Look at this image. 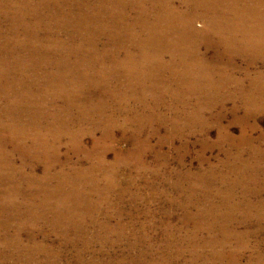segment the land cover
<instances>
[{"label":"rangeland","instance_id":"obj_1","mask_svg":"<svg viewBox=\"0 0 264 264\" xmlns=\"http://www.w3.org/2000/svg\"><path fill=\"white\" fill-rule=\"evenodd\" d=\"M206 1L0 0V264H264V0Z\"/></svg>","mask_w":264,"mask_h":264},{"label":"bare ground","instance_id":"obj_2","mask_svg":"<svg viewBox=\"0 0 264 264\" xmlns=\"http://www.w3.org/2000/svg\"><path fill=\"white\" fill-rule=\"evenodd\" d=\"M45 1V0H44ZM186 1V0H185ZM189 1V0H188ZM191 1V0H190ZM254 1H256V0H254ZM193 2V1H192ZM203 2V1H202ZM205 2V1H204ZM206 2H208V4L207 5H205V6H207V7H205L204 6V9H202L203 10V16H204V18H209V21L206 23L207 24V27H206V29L208 30V32H213V34H217V35H219V44L222 46V47H225V48H229V46L232 44H228L229 42H227V37H226V35H223V33H227V28H225V26H224V24L226 23V22H221V21H219V20H217V19H215V18H227V17H229L228 15H230V14H228V12H229V10L227 9V11H225V9H226V7H230V5H233V4H235V6L236 5H238V3L239 2H237V1H232V0H219V2L217 1V0H208V1H206ZM222 3L223 4V7L221 8L222 10L221 11H215V10H212V9H210V8H208V7H211L212 5H214L215 3ZM235 2H237V3H235ZM190 3V2H189ZM195 3V2H194ZM198 4V3H197ZM191 5L192 4H190V7H191ZM194 5V4H193ZM200 5V4H199ZM256 5V4H255ZM188 6V5H187ZM196 6V5H195ZM203 6V5H202ZM240 6V5H239ZM238 6V7H239ZM193 7V6H192ZM197 7V6H196ZM188 8V7H187ZM198 8H200L199 6H198ZM231 8H232V6H231ZM231 8H229V9H231ZM192 9V8H191ZM239 9V8H238ZM244 9V8H243ZM195 10V9H194ZM207 10V11H206ZM233 10V9H232ZM190 11V10H189ZM196 11H198V9H196ZM187 12H188V10H187ZM196 13V12H195ZM189 14V13H188ZM198 14H199V12H198ZM185 15H187V14H185ZM196 15V14H195ZM244 15V14H243ZM232 16V15H231ZM246 16H247V13H246ZM246 16H245V18H246ZM186 17V16H185ZM185 17H182V18H185ZM192 17V16H191ZM194 17V16H193ZM197 17V16H196ZM234 17V16H233ZM233 17H231V18H233ZM235 17H236V15H235ZM234 17V18H235ZM238 17V16H237ZM236 17V18H237ZM248 17H249V15H248ZM261 17V16H260ZM70 18V17H69ZM202 18V17H201ZM211 18V19H210ZM213 18V19H212ZM178 19V18H177ZM186 19H188V18H186ZM194 19V18H193ZM68 20V19H67ZM176 20V19H175ZM182 20V22L184 21L183 19H181ZM226 20V19H225ZM230 20V19H229ZM188 22H189V20H187ZM244 21V20H243ZM62 22V21H61ZM180 22V21H179ZM179 22H177L178 24H179ZM233 22V21H232ZM185 23V22H184ZM187 23V22H186ZM173 25V24H172ZM171 25V26H172ZM191 25V24H190ZM189 25V26H190ZM241 25V24H240ZM228 26V25H227ZM182 27V26H181ZM181 27H179L180 29L179 30H181ZM191 27V29H190V31H188L189 33H190V35L191 36H188V38L187 39H189V43L188 44H191V42L193 43V44H195V46H197V41L199 40V39H204L203 37H202V35H198V33L199 32H196L195 31V29L192 27V26H190ZM173 28V27H172ZM171 28V29H172ZM177 28V27H176ZM176 28H173V29H176ZM183 28V27H182ZM186 29V28H185ZM184 29V30H185ZM193 29V30H192ZM177 30V29H176ZM183 30V31H184ZM172 31V30H171ZM178 31V30H177ZM183 31H181V33L183 32ZM248 31V30H247ZM202 34V33H201ZM170 35V34H169ZM176 35H178V34H176ZM180 35V34H179ZM178 35V36H179ZM182 35H184V34H182ZM173 36V35H172ZM235 36V35H234ZM171 37V36H170ZM180 37V36H179ZM182 38H183V36H181ZM180 37V38H181ZM209 37V36H208ZM162 38V37H161ZM177 38V37H176ZM179 38V40L181 41V39ZM178 39V38H177ZM185 39V38H184ZM184 39H182L183 41H184ZM186 39V40H187ZM174 40H175V36H174ZM173 40V41H174ZM205 40V39H204ZM172 41V40H171ZM180 41H179V43H180ZM231 42H232V40H231ZM171 43V42H170ZM175 43V42H174ZM177 43V42H176ZM176 43H175V45H176ZM184 43H185V41H184ZM225 44V45H224ZM255 44V43H254ZM173 43H172V45L171 46H175ZM184 44H182V46H183ZM187 45V44H186ZM208 45V44H207ZM260 45V44H259ZM181 46V45H180ZM209 46V45H208ZM261 46V45H260ZM189 47V46H188ZM187 47V48H188ZM219 47V46H218ZM175 48H176V46H175ZM179 48V47H178ZM183 48V47H182ZM186 48V49H187ZM213 48V47H212ZM233 48V47H232ZM231 48V49H232ZM172 49V48H171ZM224 49V48H223ZM240 49V48H239ZM245 49V48H244ZM252 49H254V48H252ZM251 49V50H252ZM179 50V49H178ZM249 50V49H248ZM182 51V50H181ZM183 51H184V48H183ZM188 51V50H187ZM190 51V50H189ZM221 51V50H220ZM239 51V50H238ZM27 53V52H26ZM224 53V52H223ZM219 54V53H218ZM226 54V53H225ZM227 55V54H226ZM70 56V55H69ZM203 56V55H202ZM198 58V57H197ZM208 58V57H207ZM219 58V57H218ZM212 59V58H211ZM189 60V59H188ZM192 60V59H191ZM224 60V59H223ZM259 60V59H258ZM202 62V61H201ZM210 62V61H209ZM227 65H229V64H227ZM230 68V67H229ZM252 76V75H251ZM69 79V78H68ZM256 154V153H255Z\"/></svg>","mask_w":264,"mask_h":264}]
</instances>
